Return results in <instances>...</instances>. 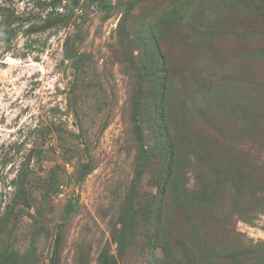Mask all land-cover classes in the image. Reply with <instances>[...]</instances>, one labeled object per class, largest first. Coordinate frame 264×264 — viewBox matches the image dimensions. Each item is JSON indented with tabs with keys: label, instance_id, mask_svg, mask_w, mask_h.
Segmentation results:
<instances>
[{
	"label": "rangeland",
	"instance_id": "1",
	"mask_svg": "<svg viewBox=\"0 0 264 264\" xmlns=\"http://www.w3.org/2000/svg\"><path fill=\"white\" fill-rule=\"evenodd\" d=\"M0 264H264V0H0Z\"/></svg>",
	"mask_w": 264,
	"mask_h": 264
},
{
	"label": "trees",
	"instance_id": "2",
	"mask_svg": "<svg viewBox=\"0 0 264 264\" xmlns=\"http://www.w3.org/2000/svg\"><path fill=\"white\" fill-rule=\"evenodd\" d=\"M255 128V127H254Z\"/></svg>",
	"mask_w": 264,
	"mask_h": 264
}]
</instances>
